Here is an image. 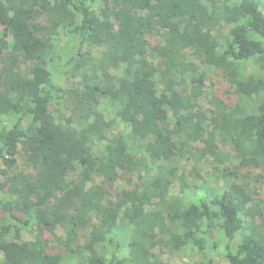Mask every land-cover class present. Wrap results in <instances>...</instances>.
I'll return each instance as SVG.
<instances>
[{"label": "trees", "instance_id": "1", "mask_svg": "<svg viewBox=\"0 0 264 264\" xmlns=\"http://www.w3.org/2000/svg\"><path fill=\"white\" fill-rule=\"evenodd\" d=\"M258 169L264 0H0V264H264Z\"/></svg>", "mask_w": 264, "mask_h": 264}, {"label": "rangeland", "instance_id": "2", "mask_svg": "<svg viewBox=\"0 0 264 264\" xmlns=\"http://www.w3.org/2000/svg\"><path fill=\"white\" fill-rule=\"evenodd\" d=\"M252 67L248 65V67L244 70L245 74H249L252 72ZM114 73L119 71L113 70ZM206 74H207V87L205 88L206 95L207 97L204 98V102H207V99L209 98L210 95L215 94L217 97H220L222 99L227 98L226 90L227 87L225 86L224 83L219 82V77L216 74V71L213 69H206ZM110 118V116H107ZM124 130L121 126H119L114 132H119ZM125 132H128L127 130H124ZM254 175L257 174H262L263 179L262 181L264 182V169H258L254 170ZM261 185V186H259ZM261 196L264 197V184H259ZM263 187V188H262ZM24 237L27 239L31 238V235L27 232L24 233ZM122 255V254H121ZM162 261L165 264H193L195 261L201 260L202 258L200 257V254L198 253L197 250H191V249H184L181 254H171V253H164L161 255ZM210 258L213 259V263L211 264H227V262L223 259L222 255L220 252L216 254H211L209 256Z\"/></svg>", "mask_w": 264, "mask_h": 264}]
</instances>
